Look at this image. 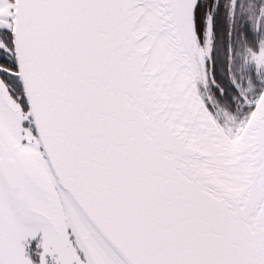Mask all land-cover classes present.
Wrapping results in <instances>:
<instances>
[{
    "label": "snow or ice",
    "instance_id": "snow-or-ice-1",
    "mask_svg": "<svg viewBox=\"0 0 264 264\" xmlns=\"http://www.w3.org/2000/svg\"><path fill=\"white\" fill-rule=\"evenodd\" d=\"M0 264H264V0H0Z\"/></svg>",
    "mask_w": 264,
    "mask_h": 264
}]
</instances>
